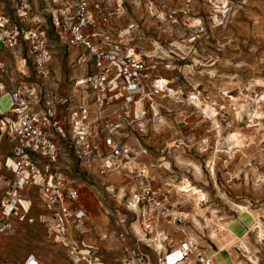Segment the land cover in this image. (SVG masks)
Returning a JSON list of instances; mask_svg holds the SVG:
<instances>
[{"label":"rangeland","instance_id":"rangeland-1","mask_svg":"<svg viewBox=\"0 0 264 264\" xmlns=\"http://www.w3.org/2000/svg\"><path fill=\"white\" fill-rule=\"evenodd\" d=\"M67 2L0 0L8 29L42 32L50 52L45 83L63 94L93 70V55L72 41L81 12L65 21ZM85 20L81 32L93 44L107 36L105 48L116 43L146 64L139 93L114 104L104 123L124 117L112 137L131 148L147 183L128 170L100 175L70 160L78 205L90 214L89 243L117 264L135 249L166 256L168 242L184 241L194 247L187 264L199 256L212 264L221 248L234 264H264V0H89ZM28 45L19 38L5 48L10 71L21 62L32 68ZM146 186L154 197L143 195ZM30 194L38 218L45 211L38 191ZM241 219L243 234L230 238L227 223ZM46 230L38 220L16 221L0 240V264H71Z\"/></svg>","mask_w":264,"mask_h":264},{"label":"built area","instance_id":"built-area-1","mask_svg":"<svg viewBox=\"0 0 264 264\" xmlns=\"http://www.w3.org/2000/svg\"><path fill=\"white\" fill-rule=\"evenodd\" d=\"M70 1L62 12L65 21L73 17V10L81 12L72 41L81 43L93 55V70L89 77L77 79L68 95L59 94L52 83H45L50 75V52L42 32L36 29L24 32L15 25L8 29V20L0 12V73L5 72L1 51L13 47L22 38L29 43L38 78L31 84L15 85L9 93V107L0 110V133L14 144L12 156L0 161V239L12 229L14 221L34 222L30 216L31 203L23 192L35 188L46 210L39 220L46 226L47 237L67 249L71 264H103L97 246L77 240L69 232L71 228L81 235L87 232L86 213L78 205L80 185L70 160L74 157L83 170L94 167L100 175L128 170L147 183L146 170L136 164L131 148L112 137L124 117L117 115L109 128L104 123L109 112H114V104L130 103L139 93L146 64L140 57L122 51L116 43L105 48L107 36L101 45L93 44L89 35L81 32L88 23L85 12L89 0ZM21 8L25 9L19 15L23 18L27 14L25 1L21 2ZM55 21L58 25V19ZM157 87L163 85L159 83ZM4 89L0 82V97ZM59 106L66 110L64 116H60ZM143 195L154 197L155 192L146 186ZM193 249L190 242L184 241L166 256L158 257V264H187ZM146 257L133 251L126 264H142ZM197 260L210 264L202 256Z\"/></svg>","mask_w":264,"mask_h":264},{"label":"crops","instance_id":"crops-1","mask_svg":"<svg viewBox=\"0 0 264 264\" xmlns=\"http://www.w3.org/2000/svg\"><path fill=\"white\" fill-rule=\"evenodd\" d=\"M8 52V51H7ZM28 51H27V56H28ZM29 57V56H28ZM1 58L3 59L4 63H5V49H3L1 51ZM24 60V59H22ZM18 69L17 73L14 72V71H10L8 67L5 66V72L4 73H0V82L4 85L5 89H4V93L3 95L0 97V104L3 105V106H0V110H3V109H7L10 105V99H9V93L10 91L12 90V88L17 85V84H31V83H34L35 81L38 80L36 74H35V71H34V68L32 66V68H28L27 66L24 65V63L21 62V64L19 66L16 67ZM29 72H31L29 74ZM18 74V75H17ZM31 75V76H30ZM11 79V81H10ZM55 88L57 89V84H54ZM74 84H72V86L69 88L70 91L66 92L65 94L61 93L60 90H57L59 92V94L61 95H68L69 92H71L72 88H73ZM68 89V90H69ZM58 111L60 113H62V107L59 106L58 107ZM13 142L9 139V137H7L6 135H2L0 133V161H2L4 158L6 157H11L12 156V151H13ZM37 189L35 188H28L26 189L24 192H23V196L30 201L31 203V207H30V216H32L35 220H39V217L40 215H38V218L34 217L33 216V213H32V207H33V200H32V196H31V191H36ZM38 191V190H37ZM41 200V199H40ZM42 202V201H41ZM42 207L46 213V210L42 204ZM83 207V206H82ZM86 207V205H85ZM85 213H86V218H85V223H87V217L90 215L89 214V211H88V207H86V209L83 207ZM43 213V214H45ZM242 220V219H241ZM243 222H239V224H236L235 222H232V223H227V228L226 230L229 232V237L230 238H233V237H237V236H240L243 234L245 228L244 226L242 225V223H245L244 220H242ZM16 221H14L13 223V226H12V229L14 228V224H15ZM20 222V221H19ZM22 222H26V221H22ZM32 222V223H34ZM26 223H29V222H26ZM31 223V224H32ZM42 223V222H41ZM30 224V223H29ZM12 229L6 234V235H3L1 237L4 238L6 237L9 233H11ZM104 230L103 227H99V231H97L96 233H101L102 231ZM69 232H70V235L75 238V239H78V240H82L84 242H91V238H90V234L91 232H86L85 234H82V235H75L76 233H74V230L71 228L69 229ZM89 233V234H88ZM46 236H47V230H46ZM48 238V237H47ZM0 239V240H1ZM49 240H51L50 238H48ZM52 241V240H51ZM102 244V243H101ZM109 245V244H108ZM167 246H165L163 248V253H167L168 251H170L172 248H176L178 247L175 243H172V242H168L166 244ZM110 247V246H108ZM223 248L220 249V252H218L217 254H219L218 256H212L214 257V259H211V262L212 264H234V260L232 258H230L229 256H224V254L221 253ZM136 251V249H135ZM100 256H101V259L103 261V264L104 262L106 261L107 263L106 264H117L116 262L115 263H112V261H110L109 259H106L103 258V255L102 253H100ZM158 257L155 258V257H146L145 259V262L142 263V264H158V261H157ZM122 261V259L120 260V262ZM71 263V262H70ZM125 263V259L123 260L122 264ZM191 264H201V263H197V260H193L192 262H190ZM119 264V263H118Z\"/></svg>","mask_w":264,"mask_h":264},{"label":"bare ground","instance_id":"bare-ground-1","mask_svg":"<svg viewBox=\"0 0 264 264\" xmlns=\"http://www.w3.org/2000/svg\"><path fill=\"white\" fill-rule=\"evenodd\" d=\"M162 80V79H161ZM235 137V136H234ZM191 188V187H190ZM186 190V189H185ZM188 190V189H187ZM190 191V190H189ZM197 196V195H196ZM199 196H201V195H199ZM203 198V197H202ZM199 200V199H198ZM242 208V207H241ZM257 223V222H256ZM256 226V225H255ZM260 227V226H259ZM258 227V228H259ZM259 230V229H258ZM259 234V233H258ZM262 234V233H261ZM246 248V247H245Z\"/></svg>","mask_w":264,"mask_h":264},{"label":"clouds","instance_id":"clouds-1","mask_svg":"<svg viewBox=\"0 0 264 264\" xmlns=\"http://www.w3.org/2000/svg\"><path fill=\"white\" fill-rule=\"evenodd\" d=\"M168 259L166 258V261H167Z\"/></svg>","mask_w":264,"mask_h":264}]
</instances>
